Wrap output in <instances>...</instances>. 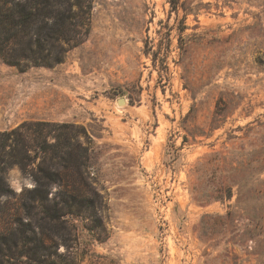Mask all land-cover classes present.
I'll return each mask as SVG.
<instances>
[{"label": "rangeland", "instance_id": "1", "mask_svg": "<svg viewBox=\"0 0 264 264\" xmlns=\"http://www.w3.org/2000/svg\"><path fill=\"white\" fill-rule=\"evenodd\" d=\"M38 1L55 20L72 17L62 28L54 19L23 24L0 54V133L33 121L84 127L100 204L93 216L62 213L63 237L41 245L53 229L29 191L52 168L34 151L27 169L0 161L12 191L0 203V264H264V0H94L86 14ZM194 106L187 130L209 132L215 111L224 123L183 146ZM171 146L176 161L167 159ZM10 152L0 148V160ZM214 153V171L224 156L233 170V196L198 201L196 164ZM13 166L35 186L13 191L5 181ZM47 190L45 209H60V188Z\"/></svg>", "mask_w": 264, "mask_h": 264}, {"label": "trees", "instance_id": "2", "mask_svg": "<svg viewBox=\"0 0 264 264\" xmlns=\"http://www.w3.org/2000/svg\"><path fill=\"white\" fill-rule=\"evenodd\" d=\"M69 6H76L83 11L84 8H90L94 0H63ZM48 2V1H47ZM38 0H0V54L4 56L5 47L10 41H17L19 36V27L24 25H31L34 21L40 19L47 22L48 19L58 21L57 26L63 27V22L72 17V15H62L64 18L55 20V12L50 8L49 3H45L44 8H40L41 4ZM50 8V9H49ZM88 15V12H87ZM57 33H62L63 30L58 29ZM32 53L31 55H33ZM36 61V57L32 56ZM10 64L18 65L16 60H8ZM58 60H56V63ZM19 66V65H18ZM38 66V65H37ZM196 100V97L194 98ZM222 103L219 100L217 106ZM195 106L192 107L190 113L183 119V129L186 134L183 136V146L189 142L191 138L196 141L198 137H210V132L220 128V120L224 123V118L215 111L212 122L209 125V132L202 128L195 130H187L191 118H195ZM221 118V119H220ZM87 136V132L82 126H75L74 124L50 123L43 121L25 122L17 129L10 132L0 133V148L5 151V147L9 145L14 153H8L10 157L9 162L0 160L2 165L17 164L23 169L34 163L31 156V151L35 152L36 159L40 158L42 165L52 168V171L40 169L38 172L41 176H36L38 186L29 191L32 200H37L42 207V220L45 225H50L53 229V234H45L41 232V237L38 239L41 245H45L49 240L56 244V237L60 236V231L64 229V224L67 220H63V216L67 214H76L83 217V211L91 216L94 215V210L99 202V195L90 179V148L86 147L82 142V137ZM53 139L50 142L49 139ZM10 143V144H8ZM16 150V151H15ZM180 149L171 146L167 150V159L176 161L179 157ZM219 155L214 153L207 160H200L196 164V171L194 174L195 183L193 184L190 193L195 196L198 201L211 202L230 200L233 196V187L227 184L228 171L226 156L223 157V169L218 170L210 167L213 162L219 159ZM40 163V164H41ZM218 171V172H217ZM1 172V170H0ZM219 176L223 178L221 182L216 185L215 178ZM232 182V181H231ZM226 183V184H225ZM57 185L60 188L59 194L66 199L63 200V206L58 209L56 202L45 209V204L51 202L47 188L50 185ZM231 185H236L240 194V182H232ZM12 191L5 187L4 181L0 174V194L11 193ZM66 209L67 212L63 211ZM76 211V212H74ZM232 212H228L225 218L231 219ZM208 218L212 216L206 215L200 223V239L206 243L205 233L208 230ZM64 241H66L64 239Z\"/></svg>", "mask_w": 264, "mask_h": 264}, {"label": "clouds", "instance_id": "3", "mask_svg": "<svg viewBox=\"0 0 264 264\" xmlns=\"http://www.w3.org/2000/svg\"><path fill=\"white\" fill-rule=\"evenodd\" d=\"M5 181L8 186L17 193H19L22 188H31L35 186L33 178L30 175L23 174L18 166H13L12 168L8 169ZM56 191H58L57 185H51L50 194H55ZM7 199L8 196L6 194L0 195V203H4L7 201Z\"/></svg>", "mask_w": 264, "mask_h": 264}, {"label": "water", "instance_id": "4", "mask_svg": "<svg viewBox=\"0 0 264 264\" xmlns=\"http://www.w3.org/2000/svg\"><path fill=\"white\" fill-rule=\"evenodd\" d=\"M118 104H119V105H121V104H126V101H125L124 99H121V100H119Z\"/></svg>", "mask_w": 264, "mask_h": 264}]
</instances>
